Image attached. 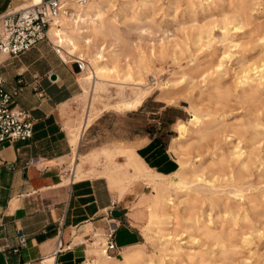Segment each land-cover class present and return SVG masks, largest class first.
Here are the masks:
<instances>
[{
	"label": "rangeland",
	"instance_id": "rangeland-1",
	"mask_svg": "<svg viewBox=\"0 0 264 264\" xmlns=\"http://www.w3.org/2000/svg\"><path fill=\"white\" fill-rule=\"evenodd\" d=\"M101 12L109 31L85 26L78 43L86 62L100 50L107 69L94 92L76 71L84 87L76 119L88 109L94 116L79 171L87 164L139 184L130 210L144 236L140 250L157 263L264 264V84H241L264 66V0H104ZM193 114L198 125L188 123ZM178 122L188 132L177 142ZM155 135L172 139L187 186L173 192L171 218L154 223L147 240L157 192L130 140ZM120 255L104 258L115 264Z\"/></svg>",
	"mask_w": 264,
	"mask_h": 264
},
{
	"label": "crops",
	"instance_id": "crops-1",
	"mask_svg": "<svg viewBox=\"0 0 264 264\" xmlns=\"http://www.w3.org/2000/svg\"><path fill=\"white\" fill-rule=\"evenodd\" d=\"M26 1L0 0V15ZM58 54L46 41L18 57L0 55L5 92L19 91L12 107L29 112L34 122L30 140L6 143L0 151V264H90L92 243L104 240L109 229L116 230L121 251L144 240L128 201L133 191L140 193L139 184L109 178L87 164L81 171L73 166L68 126L75 125L84 87L76 64ZM130 143L153 173L170 178L180 171L171 138L139 136ZM114 211L122 217L115 218Z\"/></svg>",
	"mask_w": 264,
	"mask_h": 264
},
{
	"label": "bare ground",
	"instance_id": "bare-ground-1",
	"mask_svg": "<svg viewBox=\"0 0 264 264\" xmlns=\"http://www.w3.org/2000/svg\"><path fill=\"white\" fill-rule=\"evenodd\" d=\"M41 2L42 0H27L26 3L23 4L19 9L27 8L31 5H37L40 4ZM62 4H63V12L52 22L49 31V39L53 41L54 46L57 49V52L66 63H77L78 61H81L83 67V71L81 74L84 75L85 83L91 84L92 87L91 89L94 92L96 91L98 86V82H96V80H98L103 75V73L107 71L105 66L101 67L99 64L100 62L104 61V56L99 50L98 53L92 55L90 59L86 62L82 58L83 56L78 55V43L80 38L82 37V31L85 26L87 27L88 30L91 31V33H94L95 35H103L109 31V28L101 22L102 20L101 9L104 5V0H90L84 6L78 5L76 2H74V0H64ZM68 9L74 10L73 16L67 15L66 12ZM252 82H257L258 85L264 84V66L263 69L260 71V74L256 78L245 76L241 84H246V83L248 84ZM85 92L87 93L88 90L85 89ZM141 104L142 102H139V105ZM130 108H134V105L132 103H127L124 105V109H130ZM93 117L94 116L92 114V109L91 110L88 109L83 119L81 120L76 119L75 125L73 124L72 125L68 124L69 126L67 125L69 127V132L73 135L71 139V144L73 146L74 155L76 158L73 166H77L78 170L81 167L80 159L82 155L80 152V148L83 141V133L92 124ZM188 123L198 125L200 123V119L197 115L193 114L192 119ZM176 127L180 134V137L174 141L178 142L179 140L185 139L186 137L185 135L188 132V127L187 124L184 122H178L176 124ZM175 148L176 147L174 146L173 153L175 151ZM239 152L240 153L238 154V157H241L242 159L243 153H241V151ZM141 169L145 177L151 179V188L155 192H157L156 201H154L153 205L149 206L150 209L149 221L145 225L144 229L142 228L144 231L143 233L147 238V240H151L150 227L154 223H157L159 226H161L165 223L163 219L169 220L171 218L170 217L171 213L170 211H168V206L172 201V197H173L172 194L173 192L180 191L186 188L187 179L183 177L181 173H177V175L180 174L181 177L179 179V183L173 188L169 184L168 177L157 175L147 167H143ZM105 242H106V235L104 240L99 239L92 243V254L94 256L92 263L90 264H103L105 260L104 256H106L108 260H113V258H110L105 253V248H104ZM144 247L145 245L141 244L135 247L122 250L121 251L122 259L116 264H163L162 261L157 263L155 257L153 255L145 253V251H143L144 249L140 250V248H144ZM176 250H179V248L176 247ZM189 257H193V255H189Z\"/></svg>",
	"mask_w": 264,
	"mask_h": 264
},
{
	"label": "built area",
	"instance_id": "built-area-1",
	"mask_svg": "<svg viewBox=\"0 0 264 264\" xmlns=\"http://www.w3.org/2000/svg\"><path fill=\"white\" fill-rule=\"evenodd\" d=\"M90 0H74L84 6ZM63 0H42L40 4L27 8L14 9L0 15V55L18 57L37 47L40 43L50 41L49 31L52 22L63 12ZM72 9L67 15L73 16ZM80 72L83 71L81 61L76 63ZM4 78L0 74V151L6 143L28 141L33 137L34 122L29 112L12 107L13 98L18 95L16 90L5 92ZM37 91V88H36ZM115 229L106 232L105 253L113 258L121 253L115 241ZM21 247L27 244L23 230L18 231ZM16 249L15 252H19Z\"/></svg>",
	"mask_w": 264,
	"mask_h": 264
},
{
	"label": "water",
	"instance_id": "water-1",
	"mask_svg": "<svg viewBox=\"0 0 264 264\" xmlns=\"http://www.w3.org/2000/svg\"><path fill=\"white\" fill-rule=\"evenodd\" d=\"M53 79H55V76L53 77ZM113 216L115 218H121L122 217V212H120V211H114L113 212Z\"/></svg>",
	"mask_w": 264,
	"mask_h": 264
}]
</instances>
